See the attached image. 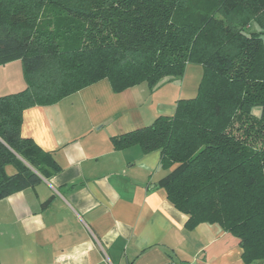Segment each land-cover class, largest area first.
<instances>
[{"label": "trees", "instance_id": "16d2710c", "mask_svg": "<svg viewBox=\"0 0 264 264\" xmlns=\"http://www.w3.org/2000/svg\"><path fill=\"white\" fill-rule=\"evenodd\" d=\"M263 37L264 0H0V66L21 60L27 83L0 96V200L62 170L23 137L26 109L102 79L154 88L199 64L195 97L112 142L159 150L169 172L158 185L187 227L217 223L246 264L264 263Z\"/></svg>", "mask_w": 264, "mask_h": 264}, {"label": "crops", "instance_id": "0c3cea01", "mask_svg": "<svg viewBox=\"0 0 264 264\" xmlns=\"http://www.w3.org/2000/svg\"><path fill=\"white\" fill-rule=\"evenodd\" d=\"M186 75L122 92L102 79L24 111L23 137L62 170L0 200V264H246L240 240L219 224L187 227L158 185L169 172L159 150L112 142L174 115ZM26 87L21 60L0 66V96Z\"/></svg>", "mask_w": 264, "mask_h": 264}, {"label": "rangeland", "instance_id": "374dc122", "mask_svg": "<svg viewBox=\"0 0 264 264\" xmlns=\"http://www.w3.org/2000/svg\"><path fill=\"white\" fill-rule=\"evenodd\" d=\"M188 71L187 72V75L184 79V82H185V93L183 94L184 96L182 98H192V97H195L196 94H197V89H198V86H199V83L201 81V78H202V75H203V67L199 64H189L188 65V68H187ZM169 81L170 80H177L178 83L181 82L182 77L181 78H171V79H168ZM192 88L195 89V91L192 93ZM192 93V94H190ZM255 113L257 115H259L261 113V109L260 108H256L255 109ZM14 169L12 167H8V172L9 173H13Z\"/></svg>", "mask_w": 264, "mask_h": 264}]
</instances>
